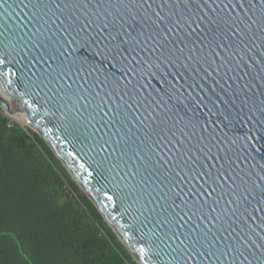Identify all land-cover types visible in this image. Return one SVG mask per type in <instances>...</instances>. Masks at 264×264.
<instances>
[{
	"label": "water",
	"instance_id": "obj_1",
	"mask_svg": "<svg viewBox=\"0 0 264 264\" xmlns=\"http://www.w3.org/2000/svg\"><path fill=\"white\" fill-rule=\"evenodd\" d=\"M79 2L0 0L11 53L0 57L1 111L21 113L141 264H176L173 233L216 256L237 249L187 264H264V119L251 111L264 108V6L180 4L171 10L203 16L200 27L123 52L138 57L125 66L94 55L96 43H64L108 10ZM80 61L97 67L87 83L62 75Z\"/></svg>",
	"mask_w": 264,
	"mask_h": 264
},
{
	"label": "trees",
	"instance_id": "obj_2",
	"mask_svg": "<svg viewBox=\"0 0 264 264\" xmlns=\"http://www.w3.org/2000/svg\"><path fill=\"white\" fill-rule=\"evenodd\" d=\"M0 264H136L43 139L1 109Z\"/></svg>",
	"mask_w": 264,
	"mask_h": 264
},
{
	"label": "snow or ice",
	"instance_id": "obj_3",
	"mask_svg": "<svg viewBox=\"0 0 264 264\" xmlns=\"http://www.w3.org/2000/svg\"><path fill=\"white\" fill-rule=\"evenodd\" d=\"M43 2L44 0H37V6ZM191 2L193 0H159V2L158 0H97V7L107 3L108 10L102 16L98 15L96 20L89 19L85 21L80 29L75 32V35L69 36L64 43L69 45L79 44L81 47L96 43L99 47L94 55L99 56L102 61H117L119 58L118 62L127 66L131 64L132 59H138V57H131L130 59L124 56L123 52L131 54L136 52L137 49H147L150 44L154 48L160 46L158 38L161 35L177 34L184 29L188 30V34L195 32L196 28H193V24L199 28L200 21L204 19L203 16L193 17L192 15H186L184 11L171 10L174 8L178 9L180 4H184L185 9H187L188 3ZM258 2L264 6V0H258ZM84 3H87V0H84ZM154 5L158 10L153 11ZM200 5L210 8L213 12L217 11V9L245 7L251 9L256 6L253 0H248L247 5H245L243 0H228L223 5L216 3V0H212L211 3L209 0H200ZM59 6L58 4L57 7ZM75 6H81L79 0H77ZM166 8L170 9L167 13H165ZM97 21L99 22L97 23ZM94 25L96 35H91L88 29H93ZM105 33L107 34L105 35ZM82 34L84 35L82 36ZM84 36H87V39H84ZM0 45H3L2 41H0ZM122 47L123 51L120 50ZM10 54L6 47L0 46V57H7ZM215 55L219 56V53H215ZM3 63L4 60L0 59V64ZM96 71V65H89L86 61H80L79 67H76V62H73V65L68 67L67 71L62 72V75H74L77 79H83L87 83V78ZM125 71H127V68H125ZM204 71L207 75H211L207 69H204ZM213 71H218V68L213 69ZM215 82L219 83V81ZM81 87H84V85H81ZM251 111L253 113L259 111L261 118L264 119V108H253ZM249 118L251 119L252 117ZM261 195L264 197V191H262ZM179 235V233H173L172 237H168V242L166 243V247L171 250L167 254L171 256L173 261H176V264H180L182 260L184 264H187L189 259L195 260L197 257L208 259L216 256L215 252L197 249L195 243L189 245L187 237L179 239ZM174 238L178 240L175 246L172 244ZM223 239H227V237H223ZM258 247H264V245H258ZM236 251L237 249L228 246L221 253V256L226 257L231 252ZM172 253H175V255ZM221 256H216V259L220 260ZM239 256L243 257L244 260H248V257L244 256L242 252L239 253Z\"/></svg>",
	"mask_w": 264,
	"mask_h": 264
},
{
	"label": "rangeland",
	"instance_id": "obj_4",
	"mask_svg": "<svg viewBox=\"0 0 264 264\" xmlns=\"http://www.w3.org/2000/svg\"><path fill=\"white\" fill-rule=\"evenodd\" d=\"M12 121L19 123L23 125L24 127H27L28 129L32 130L29 126L24 125L23 122H25V118L21 115V113L14 111V113L10 114L8 116ZM33 131V130H32ZM34 132V131H33ZM70 176V175H69ZM71 180L73 181V178L70 176ZM81 190V189H80ZM126 250V249H125ZM127 251V250H126ZM130 255V254H129ZM134 261V260H133ZM135 262V261H134ZM136 263V262H135Z\"/></svg>",
	"mask_w": 264,
	"mask_h": 264
},
{
	"label": "bare ground",
	"instance_id": "obj_5",
	"mask_svg": "<svg viewBox=\"0 0 264 264\" xmlns=\"http://www.w3.org/2000/svg\"><path fill=\"white\" fill-rule=\"evenodd\" d=\"M3 96H4V94H2ZM5 98H6V96H4ZM23 124L24 125H26L27 124V126H29L33 131H35V132H37L30 124H28L27 122H26V120H25V122H23ZM38 133V132H37ZM39 134V133H38ZM43 138V137H42ZM44 141V140H43ZM73 179H76V178H74L73 177ZM81 189V188H80ZM81 191L83 192V190L81 189ZM89 196V195H88ZM114 232L116 233V236H117V238H118V240L120 241V242H123V239L120 237V235L119 234H117V232L114 230ZM123 245H124V247H125V249L129 252V248H128V246L126 245V243H123ZM130 253L132 254V258L136 261V262H138V264H141L139 261H138V259L135 257V255L130 251Z\"/></svg>",
	"mask_w": 264,
	"mask_h": 264
}]
</instances>
